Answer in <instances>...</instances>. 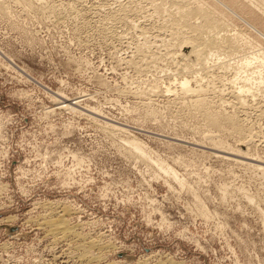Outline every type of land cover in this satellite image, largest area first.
<instances>
[{"label":"rangeland","instance_id":"1","mask_svg":"<svg viewBox=\"0 0 264 264\" xmlns=\"http://www.w3.org/2000/svg\"><path fill=\"white\" fill-rule=\"evenodd\" d=\"M2 1L0 264H264V93L238 108L230 90L241 81L228 80L240 53L259 66L256 46L220 51L215 60L234 58L229 71L202 72L205 95L257 132L241 140L227 125L208 126L191 104L197 96L180 91L200 72L170 61L179 45L172 6ZM213 1L231 11L230 32L264 41V7ZM249 66L244 74L264 72ZM60 214L73 230L66 237L44 225Z\"/></svg>","mask_w":264,"mask_h":264},{"label":"bare ground","instance_id":"2","mask_svg":"<svg viewBox=\"0 0 264 264\" xmlns=\"http://www.w3.org/2000/svg\"><path fill=\"white\" fill-rule=\"evenodd\" d=\"M148 1L151 7L154 9L153 11L155 12H160V11L162 12L163 10H164L163 12H165V10L169 9V7L171 8V6L173 8V10L171 11L169 10V13H167L166 15H169L168 18L170 19L171 39L176 41V43L178 41L179 45L177 46L178 47L177 49L170 50L171 51L170 61H172L173 64H176V67L180 70L191 71L193 68H195L200 72L199 75L197 74L198 76L195 75L196 77L193 76H192L193 78L191 77L192 80L195 81V86L193 87H191L189 84L191 79L189 80L186 78L181 80L180 91L184 94L189 93V94H195V96H197L196 99H193L191 104L201 115L203 120H205V122L208 123V126L210 125L212 127L222 129L225 125H227L233 133H236L237 135L240 136L241 140H246V139L252 140V137L256 135L257 132L253 131L250 127H247V125H245L246 123L244 124L245 118L240 119L235 113H227L225 111L222 112L220 108L222 107V102L225 101L220 102L221 99L220 100L218 99V101H214L213 98L207 97L205 95V92L208 90V87L210 85L208 86V83H203L202 79L205 77L204 74L205 73L207 74V71L205 70H208L210 68L216 67L217 70L219 68L220 70L222 69L223 71L225 70L226 72L227 68H230V61L234 59L233 58L232 60H230L232 54H235L237 51L238 52L245 51V49H247L248 47L251 48L254 46L255 48L256 46L255 49L253 48L254 49L253 59H256L259 66L258 65L256 66L255 63L253 64L252 63L253 61L251 62V58L249 56L250 54L248 53L249 50L248 52L246 51V53L249 54L246 55H248L249 57L247 56L243 57L241 53L240 55H237L242 57V58L239 57L240 59L239 62H238L239 60L238 57H237L238 60L237 61L235 60L237 62V66L234 65L235 62L234 64L231 63L233 65V66L231 65L233 67V70L235 66L236 71L233 72L234 76L232 75L231 77L232 80H230L231 78H229L228 80L233 82V84L235 83L236 80L237 81L239 80L241 81V84H238L239 85L238 86L235 83L237 85L236 86L234 84L236 86L235 89H233L234 85H232L233 88H231L230 94H232L231 96L236 101V102L234 101V103L237 104L238 108L244 109L246 105H248L247 104L248 99L250 97L253 98L252 96L253 93L255 94L256 91H262L264 93V88L263 86L260 85L261 83L264 82V74H263L264 72L261 73L259 70L257 72L255 71L252 72L248 70L251 73L248 74V71L247 73L245 72L246 74L243 73V71L246 70L247 67H250L249 66L250 64L254 65V68L255 66L256 68L261 67L260 70L264 68V48L263 45L262 46L260 45V42H262L263 40L260 38H256L255 36L254 38H252L253 40L248 37L245 38L243 37V34L239 33V31H234V29L233 31L231 30L232 32H230L229 29L226 28V26L228 24L227 20L230 18L228 17V15L232 16V14L230 13L231 11L229 12V9L226 7L224 8L223 6L220 7L213 0H208V1L207 0H148ZM228 1H233V0H228ZM239 1L244 3H252L254 5V8L261 9L264 7V0H239ZM5 11L6 10L4 6V2L0 0V13H4ZM174 41H172V44ZM183 50L185 52H183ZM220 51H223L224 53L222 54L225 56L230 55L229 57L230 59L226 57L230 60V61L228 60L229 62L224 61L223 57H221L223 61L220 59L215 60V57H217V55L219 54L218 52ZM250 53L252 55V52ZM221 55L220 54L218 55L219 58ZM234 57H236V55ZM242 69L244 70L242 71ZM202 72L203 73L205 72L203 74L204 76H202ZM212 85H214V83ZM157 87H159L157 86V84H152L150 85V88L149 87L148 88L154 92L157 90ZM148 112L150 114L155 113V111L153 110H149ZM128 142L130 147L133 150H135L139 154V156L152 161L155 165L159 167V169L163 173H166L168 175L169 174L176 175L172 167L168 166L167 164H164L163 161H161L158 158H151V156L146 152V150L144 149V147L141 145L140 142L136 140H131ZM61 214H63V212ZM61 214L60 216L58 215L57 219L54 218L55 220H46L44 225L48 227L47 230L51 235H59L60 237L61 236L66 237L72 234L73 230L72 227H70L68 223L65 222L64 220L65 218L63 219ZM85 257L87 259L88 256L85 255ZM91 258L92 257H90V259ZM163 261L164 262L160 261L158 263L182 264L181 261H176L169 257Z\"/></svg>","mask_w":264,"mask_h":264}]
</instances>
